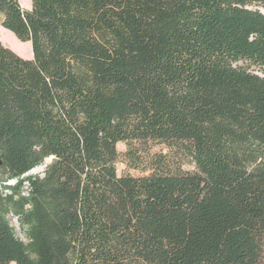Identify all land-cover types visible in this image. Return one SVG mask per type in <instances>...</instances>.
Listing matches in <instances>:
<instances>
[{
	"label": "trees",
	"instance_id": "16d2710c",
	"mask_svg": "<svg viewBox=\"0 0 264 264\" xmlns=\"http://www.w3.org/2000/svg\"><path fill=\"white\" fill-rule=\"evenodd\" d=\"M262 10L0 0V264H264Z\"/></svg>",
	"mask_w": 264,
	"mask_h": 264
},
{
	"label": "rangeland",
	"instance_id": "374dc122",
	"mask_svg": "<svg viewBox=\"0 0 264 264\" xmlns=\"http://www.w3.org/2000/svg\"><path fill=\"white\" fill-rule=\"evenodd\" d=\"M20 5L22 8L28 10V8L30 7V0H19ZM262 12L264 13V10H262ZM1 21V18H0ZM11 34V33H10ZM9 32L7 33L6 30L1 28L0 25V42L1 44L12 50L15 54H17L18 56H20L23 59H31L32 58V52H31V47L29 43H21L17 40L14 41L10 35ZM126 150L125 145L123 144H118L117 145V151L122 155L124 154ZM163 150V152H165V150L160 147V146H153L151 149V153H158L159 151ZM116 171H117V175H131V176H140L141 172L139 169H133L130 166L125 165L124 163L121 162V160L116 164ZM40 174V173H38ZM14 182H9V185H12ZM9 220V224L10 226L14 229L15 231V235L16 237H18L21 241L26 242L25 239V234L24 232L20 229V226L17 222V218L12 217L11 215L8 217Z\"/></svg>",
	"mask_w": 264,
	"mask_h": 264
},
{
	"label": "water",
	"instance_id": "95a60500",
	"mask_svg": "<svg viewBox=\"0 0 264 264\" xmlns=\"http://www.w3.org/2000/svg\"><path fill=\"white\" fill-rule=\"evenodd\" d=\"M49 162H50V160H46V161H45V164H44L43 166H40V167H37V168L31 170L29 173L26 174V176H27V175H34V174H38V173L43 172L44 169H45V167H46V165H47Z\"/></svg>",
	"mask_w": 264,
	"mask_h": 264
},
{
	"label": "bare ground",
	"instance_id": "6f19581e",
	"mask_svg": "<svg viewBox=\"0 0 264 264\" xmlns=\"http://www.w3.org/2000/svg\"><path fill=\"white\" fill-rule=\"evenodd\" d=\"M9 36H11V38H12L14 41L17 42V40H16L12 35H9ZM17 43H18V42H17Z\"/></svg>",
	"mask_w": 264,
	"mask_h": 264
},
{
	"label": "crops",
	"instance_id": "0c3cea01",
	"mask_svg": "<svg viewBox=\"0 0 264 264\" xmlns=\"http://www.w3.org/2000/svg\"><path fill=\"white\" fill-rule=\"evenodd\" d=\"M19 3H20V2H19ZM29 8H30V7H29ZM29 8H28V9H29Z\"/></svg>",
	"mask_w": 264,
	"mask_h": 264
}]
</instances>
